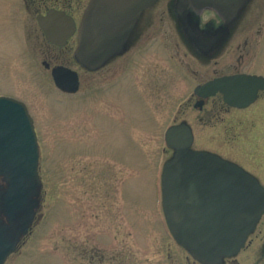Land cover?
<instances>
[{
    "label": "rangeland",
    "instance_id": "rangeland-1",
    "mask_svg": "<svg viewBox=\"0 0 264 264\" xmlns=\"http://www.w3.org/2000/svg\"><path fill=\"white\" fill-rule=\"evenodd\" d=\"M72 2L82 13L88 0ZM176 7L177 0H160L139 18L138 45L90 71L73 57L75 42L58 49L43 39L23 0H0V96L28 108L42 183L30 232L5 264H198L171 236L163 207L162 171L173 153L164 134L173 122L192 128L193 148L223 154L264 186V124L247 122L264 108L199 113L189 105L178 117L199 77L185 88ZM230 26L218 47L233 41ZM220 53L206 56L223 63L228 55ZM42 62L78 72L79 91L60 92ZM256 232L264 233V219Z\"/></svg>",
    "mask_w": 264,
    "mask_h": 264
},
{
    "label": "water",
    "instance_id": "water-1",
    "mask_svg": "<svg viewBox=\"0 0 264 264\" xmlns=\"http://www.w3.org/2000/svg\"><path fill=\"white\" fill-rule=\"evenodd\" d=\"M158 1L91 0L78 31L76 59L88 70L102 66L105 59L125 44L143 11ZM183 1L177 2V16L192 39L202 46L189 27V8ZM243 1L236 0L231 7L238 10ZM231 2L190 0L189 5L199 12L202 4L220 3L223 9L222 4ZM223 16L228 21L236 17L229 12H223ZM37 19L46 39L58 46H63L75 30L73 21L60 12L49 11ZM220 37L213 38L211 45ZM43 65L50 68L46 62ZM51 76L61 92L78 91L75 71L55 66ZM258 89H264V80L252 77L222 78L200 88L204 96L220 91L228 104L241 107L253 101ZM165 137L168 146L175 150L162 174L168 228L174 240L195 260L222 264L224 257L236 255L244 246L264 213V188L236 164L215 154L192 151L193 137L187 125L172 126ZM38 157L33 121L26 106L16 99L0 97V178L5 184L0 190V264L29 232L39 209Z\"/></svg>",
    "mask_w": 264,
    "mask_h": 264
},
{
    "label": "flooded vegetation",
    "instance_id": "flooded-vegetation-1",
    "mask_svg": "<svg viewBox=\"0 0 264 264\" xmlns=\"http://www.w3.org/2000/svg\"><path fill=\"white\" fill-rule=\"evenodd\" d=\"M23 1L25 3L26 9H31L35 13V21L38 15H45L50 9L64 12L67 16L71 17L75 26V30L74 33L68 38L65 45L63 47H59L50 43L49 44L58 49L67 48L70 42H75V46L77 45L78 28L87 5L83 9L82 13H80V7L73 4L72 0H54L53 2H51L52 5H49L50 7L46 6V4H49L50 2H46L45 4V0ZM188 3H190V0H184L183 4L189 5ZM35 5L36 8L33 9L32 7ZM221 11L227 12L228 10ZM205 16H207L206 20H204ZM187 18H190L191 23L188 20L189 26L194 36H197L202 42V46L198 45L191 38L189 31L183 26L182 31L180 29H176V33L182 45L181 47L184 51L185 59L187 60L182 64V75L184 76V80L186 81L185 88L188 87V81L190 77H199V80L188 91V94H190V96L187 97L184 103L180 106L178 117L179 115H183L185 108H188L189 105H191L193 109H195L199 113H204L207 109L213 111L215 107L221 108L226 113L231 111L252 112L253 110L251 111V109L257 106H259V108H264V90H259L257 92L255 100L245 108L229 106L224 101L223 95L219 92L212 96L206 97H199L195 93V89L197 86L224 76L245 75L264 78V1H252V3L249 4L245 19L242 22H238V24H234L238 25V27L232 24H228L231 25L230 28H232L233 31L232 37H234L233 41L228 46L226 45L218 47L222 38H224L226 35V32L224 31L228 25L222 22V18L217 12L208 9L202 12V14H199L198 10L189 8L187 11ZM36 24L41 35L43 36V39H45V35L42 30H40L37 21ZM141 27L142 25L140 23L136 24L135 28L127 38L125 44L118 50L114 51L108 59H105L102 66H109V63L115 62L116 60L128 54L132 49H134L138 45L142 37L143 30L141 29ZM257 35L258 37H256ZM216 37H220V39L217 42L215 41L214 44H216H213V46L211 45V40ZM188 43H191L192 48ZM234 43L235 46L232 47ZM221 50L224 54L228 55V59L223 63H221V60H223L224 58L223 56L221 57V55L213 57L206 56L213 51H216L219 54ZM222 52L220 54H222ZM201 78H206V80L203 81L201 80ZM251 117L252 118L247 119L248 123L256 126V128H263V125H261L264 124L263 115H261L260 117L252 115ZM200 119L195 120L200 121ZM174 124L177 123L173 122L172 125ZM180 124L188 125L186 123ZM194 142L195 137L193 134L191 149L211 152L210 150L206 149L193 148ZM211 153L216 154L222 159L235 163L245 169L242 165L227 158L223 154L217 152ZM263 219L264 214L258 222L255 230L249 235L244 248H242V250L236 256L224 258L222 260V264H264V233L260 232L262 234H258L256 232L258 225L263 221ZM252 236H255V238H252Z\"/></svg>",
    "mask_w": 264,
    "mask_h": 264
}]
</instances>
